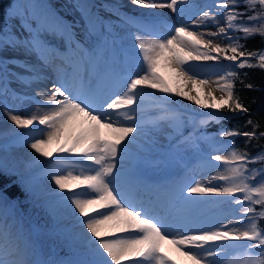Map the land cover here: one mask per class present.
Listing matches in <instances>:
<instances>
[{"label": "snow or ice", "instance_id": "obj_1", "mask_svg": "<svg viewBox=\"0 0 264 264\" xmlns=\"http://www.w3.org/2000/svg\"><path fill=\"white\" fill-rule=\"evenodd\" d=\"M130 2L168 9L177 19L129 14L121 0H74L79 22L69 23L47 0H8L0 97L30 98L36 110L22 115L5 104L7 119L27 130L15 132L6 149L27 146L34 154L12 166L0 157V176L16 175L47 219L37 225L18 198L0 192V264H178L161 251L164 243L192 264H264V143L252 145L264 141V123L249 115L235 88L237 80L258 87L239 70L264 72V46L249 50L242 43L259 36L264 45V0ZM125 33L134 35L139 67ZM49 82L50 92L41 87ZM173 96L212 111L185 113L169 105ZM149 109L159 115L145 119ZM244 115L250 130L223 126ZM209 124L221 125L215 135L201 130ZM236 137L244 139L242 148ZM198 142L218 145L213 151L224 154L201 164L222 172L178 193L174 182L153 178L181 146ZM249 145L258 149L254 155ZM208 203L221 211H202ZM225 206L233 218L223 215Z\"/></svg>", "mask_w": 264, "mask_h": 264}, {"label": "rangeland", "instance_id": "obj_2", "mask_svg": "<svg viewBox=\"0 0 264 264\" xmlns=\"http://www.w3.org/2000/svg\"><path fill=\"white\" fill-rule=\"evenodd\" d=\"M198 2V0H195L194 2ZM24 0H20L18 3H23ZM47 2L63 17L66 21L69 23H72L74 21L79 22V13L76 11V9L73 7L74 0H47ZM95 2L100 3L102 0H95ZM191 2V1H190ZM213 0H209L206 4L212 3ZM121 3L125 6L123 8V11L128 12L129 14L143 16L150 13H155L156 15L163 16L167 19L168 22H175L177 17L174 13H172L168 9H146V8H138L137 6L131 4L130 0H121ZM200 6V5H197ZM102 14L106 15V13ZM11 23H15V21H12ZM221 26H223L224 21H220ZM212 30H215V26H211ZM125 48L128 50L130 55L133 57V60L135 61L136 67L140 66L142 58L138 54V50L135 47V39L134 35L132 33H125ZM207 65L213 66L215 62L208 61L206 62ZM11 67V66H10ZM15 70V69H13ZM161 74L164 75L166 80H169L171 82L170 74L165 69H161ZM213 79L214 76H209ZM200 78H204L202 75ZM12 88L17 89L18 91H24L20 85H17L13 83L11 85ZM29 92V96L33 95L32 91L29 89L27 90ZM176 98V99H175ZM175 99V100H174ZM176 103H180L177 97L173 96L172 100ZM5 104L7 107L17 114L22 115H31L33 111L36 110V104L31 101V99H25V100H16L12 96L7 97L6 99L3 97H0V139H4L6 137H10V140L13 139L15 132H23L27 130L23 129H16V126L12 124L10 120L7 119L6 115L4 114V108ZM185 113L190 114L189 112L185 110H181ZM204 111H211V109L205 110V109H196L195 113H200ZM34 128H44L42 125H34ZM191 130V128H190ZM189 130V131H190ZM207 134L215 135L216 133L206 132L205 129H201ZM187 133H185L186 135ZM218 140H221L223 142V139L220 137H217ZM166 145L168 143V140L163 141ZM3 143V142H2ZM175 143V141H173ZM8 143L2 144L3 146H6ZM218 147V145H214L212 143H205V142H198L195 147H184L181 146L180 149L177 150L175 155V160L168 165L167 167L161 168L156 171H162L166 168L174 169V171L185 168L186 165H189L195 161H199L201 157L205 156H211L216 154H224L223 152H215L213 151V148ZM11 153V154H10ZM34 154L30 148L27 146H11L6 149V147L2 148L0 150V156L5 157L9 162H16L20 158H23L24 160L30 159V156ZM41 159H44L41 157ZM218 163V162H214ZM179 165V166H177ZM20 168L23 169V165H20ZM196 179H193L192 182H194ZM49 181H44V186L46 187L48 185ZM226 212L227 206L224 207ZM229 213V212H228ZM230 214V213H229ZM161 251L165 252L163 249Z\"/></svg>", "mask_w": 264, "mask_h": 264}, {"label": "trees", "instance_id": "obj_3", "mask_svg": "<svg viewBox=\"0 0 264 264\" xmlns=\"http://www.w3.org/2000/svg\"><path fill=\"white\" fill-rule=\"evenodd\" d=\"M19 1L20 0H12V3L15 5ZM5 10L8 11L9 14H11V12L13 11L12 8L8 7V0H3V6L0 7V28H2L6 22L4 17ZM242 43H245L246 47L249 50L264 46L262 45L261 38L259 36H255L247 40L246 42L242 41ZM223 63L228 64L229 62L224 61ZM239 71L241 72V77L244 79L245 83L251 81L254 84H256L258 87L255 90H249L244 88L243 85L239 82V80H237L235 83L236 91L243 98L245 105L250 108L249 115H251L254 120L264 123V72H261L259 69H243ZM245 71L248 72L247 77H243V72ZM253 100H255V103L252 102ZM225 114L230 115L229 113H225ZM247 119H248V115L237 116L233 119L223 121V126L228 128L239 127L241 130H250V129H245L243 127L244 122ZM220 127L221 125L218 124H209L204 129L207 131H212L214 133H217ZM9 141H11L10 137L0 139V150L5 147L2 144L8 143ZM257 143H264V141H260V142L253 141L252 145ZM236 145L242 148L244 146V139L242 137H236ZM252 145H249V150L254 155L258 149L252 147ZM6 161L10 166L16 163V162L11 163L7 159ZM255 166L258 167L259 165H255ZM20 171H23V169L20 168ZM0 192H3V194L10 199L18 198L19 206L21 210L26 215L30 216L31 220L34 221L37 225H42L45 223L47 217L38 208L33 207L30 199L25 198L23 187L17 181L16 175L0 176ZM260 223L261 226H264V221H261Z\"/></svg>", "mask_w": 264, "mask_h": 264}, {"label": "bare ground", "instance_id": "obj_4", "mask_svg": "<svg viewBox=\"0 0 264 264\" xmlns=\"http://www.w3.org/2000/svg\"><path fill=\"white\" fill-rule=\"evenodd\" d=\"M208 1L209 0H198V5L199 4L204 5ZM63 18H65V17H63ZM208 78L213 79L212 77H208ZM48 84H50V82ZM45 86L47 87V85H42L41 87H45ZM48 89L50 92L51 88H48ZM30 90L34 94V89H30ZM148 91H152V90L148 89ZM216 94L219 95V93H216ZM177 98L180 101V103L179 102L176 103L174 101H169V105L171 107L176 108L178 110H185V111L189 112L190 114H195V110L199 109V106L194 104L193 102L188 101V100L181 98V97H177ZM158 115H159V113L156 110L149 109L148 112L146 113L145 119L155 118ZM177 166H179V165H177ZM217 171L222 172L223 168L221 167L219 169H208V168H205L200 162L195 161L189 165H186L185 168H183V169H179V170L174 171V169L171 170L169 168H166L160 172L154 171L152 173V175H153L154 179L159 180V181L174 182V191L178 193L180 188L184 184L192 182L193 179H196L195 181L202 180L205 178V176L214 175ZM185 195H187L186 192H185ZM200 208L202 211H204L208 214H213V213H216L218 211H221L217 205H214L211 203L203 204L200 206ZM222 212H223V215H225L227 218H229V219L233 218V215L229 214L225 210H222ZM223 222H224V220L221 219V223H223ZM161 249H163L167 255H169L173 259L177 260L178 264H192V262L190 260H188L187 258L181 257L180 254L177 253L176 250L171 245H169L167 243H164ZM229 258H230V256L225 258V260H227Z\"/></svg>", "mask_w": 264, "mask_h": 264}]
</instances>
